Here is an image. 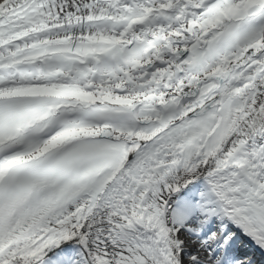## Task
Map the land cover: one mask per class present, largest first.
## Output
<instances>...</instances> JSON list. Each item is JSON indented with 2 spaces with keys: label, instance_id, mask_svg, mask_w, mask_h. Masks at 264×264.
<instances>
[{
  "label": "snow or ice",
  "instance_id": "6c2138e0",
  "mask_svg": "<svg viewBox=\"0 0 264 264\" xmlns=\"http://www.w3.org/2000/svg\"><path fill=\"white\" fill-rule=\"evenodd\" d=\"M0 264H264V0H0Z\"/></svg>",
  "mask_w": 264,
  "mask_h": 264
}]
</instances>
